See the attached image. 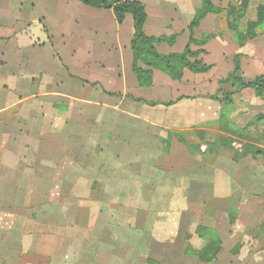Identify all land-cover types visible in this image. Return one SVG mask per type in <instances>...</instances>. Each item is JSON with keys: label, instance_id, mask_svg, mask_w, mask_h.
Masks as SVG:
<instances>
[{"label": "crops", "instance_id": "obj_1", "mask_svg": "<svg viewBox=\"0 0 264 264\" xmlns=\"http://www.w3.org/2000/svg\"><path fill=\"white\" fill-rule=\"evenodd\" d=\"M137 1L147 12L146 35L175 36L173 43L156 44L160 54L182 53L190 44L193 51L200 52L190 60H201L211 69L200 73L186 68L181 79L153 69L151 84L142 86L133 70L131 14L121 24L113 6L92 7L82 0H0V194L12 198L16 182L24 175L32 194L36 182L50 183L41 195L33 196L58 199L53 211L56 222L37 218L24 224L18 221L21 213L12 208L15 206H0L10 218L0 223V264L141 262L138 249L118 254L112 243L119 240L122 248L148 242L147 247L155 249L160 241L153 231V220L162 211L147 203L141 208L130 203L126 207V201L117 207L111 198H146L147 187L156 177L166 178L169 189L175 174L177 182H192L197 175L192 163L206 169L209 163L204 158L215 137L229 136L225 122L229 127H242L239 115L249 120L264 115V98L253 88L231 95L232 103L223 97L224 92L237 89L221 83L234 73L237 55L244 81H252L247 76L249 70L256 73L262 67L264 71V31L243 44L238 42L224 12L232 0H211L224 11L207 14L192 31L190 26L202 0ZM250 20L254 18L248 16L246 23ZM191 38L198 43H190ZM141 66L147 68L143 63ZM254 75L255 79L264 73ZM250 133L252 137L246 138L249 153L242 161L234 152L226 153L232 150L230 144L216 142L220 154L210 163L238 164V177L244 176L241 168L247 165L245 175L256 183L264 181V157L256 156L264 151V140L254 138L253 129L248 130ZM217 174L223 186L225 173ZM236 175L232 181H236ZM202 176L201 183L205 182ZM219 189L223 191L224 187ZM188 190L185 193L189 194ZM231 195L224 192L211 197ZM84 197L104 201L97 206H82L79 199ZM64 199L66 203L61 202ZM201 206L204 211L209 209L205 203ZM231 208L234 210V205ZM49 210L43 208L41 212ZM124 211L145 214L143 219L151 221H139V216L135 223L105 220L118 212L124 218ZM165 211L173 217L168 229L180 230L179 216L184 210L173 207ZM94 214L96 221L91 223ZM200 226L214 229L221 237L219 258L226 251L225 239L216 226ZM115 229L122 232L117 234ZM195 234L200 237L197 228ZM178 235L168 240L167 247L180 240ZM200 239L205 244V239ZM188 241L183 237L180 243L182 257L198 260L188 249L200 247L184 244ZM147 258L148 264H160L159 254ZM181 258L170 254L162 263L174 264Z\"/></svg>", "mask_w": 264, "mask_h": 264}, {"label": "rangeland", "instance_id": "obj_2", "mask_svg": "<svg viewBox=\"0 0 264 264\" xmlns=\"http://www.w3.org/2000/svg\"><path fill=\"white\" fill-rule=\"evenodd\" d=\"M264 3V0H250V9L249 13L246 14L244 20L241 22V28H245L247 23L248 16L249 18L256 17V6L259 3ZM244 25V26H242ZM260 31H264V29H260ZM264 39V38H263ZM248 67V65H247ZM260 69L255 71L249 70V80L254 79V74H262L264 71H262V67H259ZM227 89H231L230 86L226 87ZM236 92H224L223 97L228 102L231 101L233 98L231 95L235 94ZM247 97V96H246ZM240 102H244L242 99L238 98ZM238 101V103H239ZM240 116V115H239ZM238 116V122L241 123V126H228V123L225 122V127L229 130V136L223 135L222 137L216 136L213 140L214 144L212 143L210 146V149L208 151V154L205 156V161L209 163V165L205 166L206 169L203 170V167L199 168V165L196 163H192L193 165L192 170L194 172V180L192 182H182L179 180L177 182V175L175 174V181L172 180V183L169 185L171 189L168 188L167 182L168 180L165 178H154L153 184L147 187L148 191L146 198H137V197H128L127 199L119 198V197H112V204L115 206H120V203L126 201L127 204L125 205L128 207L129 203L133 204L132 206H136L141 208L143 205H150L160 209L162 212L159 214V216L153 220L155 229L153 230L157 235V238L159 239L158 245L154 247H147L148 242L144 245H139L138 247H135L133 244H127L121 248V244L119 240L112 243L113 251L119 253H131L133 250L138 249L139 251L136 253L139 257L142 256L141 262H133L130 261L129 264H148L147 257H150L153 254H159L160 264H163L162 262L166 261L167 255L170 254H176L180 258L183 253V247L181 246V242L183 240V237L186 239H189L188 242H185L184 244L192 245L194 247H201L204 245V242L200 239V237H197V235H194V230L196 228H199V225H206V226H216L226 241V251L220 254L219 258L213 263V264H264V181L260 180L256 183L250 182L248 180V175H245V170L248 169L247 165L242 166L241 171H244V176L240 175L239 177L236 175L239 172L240 166L238 164H231L229 166H213L210 163V160H212V157L215 156L218 153V149H216V142H222L227 141L231 146L229 150H225L226 153H235L236 159L239 157L242 158L240 161H242L248 153V147L246 146L248 142L246 138L252 137V134L249 135L248 130L252 129L255 131V137L254 138H261L264 140V119L258 117L257 119L249 120L246 117H240ZM254 135V134H253ZM256 156L264 157V152H258ZM244 157V158H243ZM209 160V161H208ZM234 161V160H233ZM240 161H234L236 163H239ZM205 162V163H206ZM162 167V166H161ZM167 169V167H166ZM217 171L222 173L224 172V176L226 178L225 182L222 183L218 181L220 178V175L218 176ZM234 173L236 175V181H232L231 179L234 178ZM203 175V179H205V182L201 183L200 176ZM186 175V174H183ZM149 176H151L149 174ZM130 179L134 180V176H129ZM21 178V177H20ZM23 177L19 180V182H16V188L15 191H13L14 196L12 198L3 197L0 194V206L7 207V206H15L12 208H15L16 211L21 213V217L19 216L17 219L18 221H21L22 223H32L33 220L37 218H47L50 222H56L53 218L56 216V214H53V211L56 209L58 205V199L56 197H35L33 196L34 193L41 195V192L44 191V187L50 186V183L45 182H36L34 192L32 194V190H28V184L27 182L23 181ZM156 179V181H155ZM165 180V181H163ZM133 184L134 182H130ZM52 185L54 183H51ZM224 187L223 191L222 189L218 190V187ZM43 187V189H42ZM172 187H175L172 188ZM3 187L0 185V193ZM188 188V193H185V189ZM145 187V190H147ZM236 189V190H235ZM235 190V191H234ZM55 191V189H54ZM144 191L141 190V192ZM234 191V192H233ZM232 193L231 196L226 198H215L211 197V195H215L216 193ZM183 193L185 194L183 196ZM79 203L82 204V206H95L96 204H102L104 199H94L89 197H84L79 199ZM106 200H108L106 198ZM61 202L66 203V199ZM108 200V204H109ZM206 204L208 206V210L204 211L202 209L203 204ZM80 204V205H81ZM96 205V206H97ZM104 205V204H103ZM145 205V206H146ZM158 205V206H157ZM172 205V206H169ZM234 205L235 209L232 210L231 206ZM176 207L177 209L184 210L183 213L180 214L179 220L181 227L179 230L175 229L173 231H170L168 227H170V221L173 220V217L169 214H166L167 209ZM230 207L231 211H228L227 208ZM50 209V213H46L44 211L41 212L42 209ZM98 208V207H97ZM207 209V208H205ZM72 208H70V213H72ZM120 211V210H119ZM121 212V211H120ZM125 212V211H124ZM5 213V212H4ZM0 211V223L8 222L10 219L6 213L4 214ZM124 218H122V215L118 212V214H114V216L109 219L108 216L105 220H112L113 222L117 221H131V223H135L137 221L135 218L138 217L139 221L142 222H149L150 219H143L146 215H138L135 212L127 213ZM72 215V214H71ZM72 217V216H71ZM82 217V216H81ZM93 219L91 223L96 221L95 214L92 215ZM142 217V218H141ZM130 218V220H128ZM141 218V219H140ZM77 219V217L75 218ZM72 220L74 218L72 217ZM37 221V220H35ZM81 221V220H80ZM75 222H78L76 220ZM84 222V221H81ZM103 222V221H102ZM118 223V222H117ZM156 225L158 227H156ZM183 225V226H182ZM33 228V227H30ZM172 228V227H171ZM119 229V228H118ZM115 229L114 232L119 234L122 232L121 230ZM175 231V232H174ZM1 233V231H0ZM178 240L177 243H174V245L168 246L167 243L168 240H171L172 237L176 234H178ZM130 234H134L131 233ZM147 232L144 233L146 235ZM188 235V236H187ZM130 236V235H129ZM72 240V237L69 238ZM52 241V240H51ZM234 246L239 243L238 248L235 251H231L232 244ZM231 248L229 249V247ZM233 246V247H234ZM68 247V246H66ZM71 249V248H69ZM172 252V253H170ZM186 257H182L180 262L174 263V264H204L202 262H199L196 258L185 255ZM156 257V256H154Z\"/></svg>", "mask_w": 264, "mask_h": 264}, {"label": "trees", "instance_id": "obj_3", "mask_svg": "<svg viewBox=\"0 0 264 264\" xmlns=\"http://www.w3.org/2000/svg\"><path fill=\"white\" fill-rule=\"evenodd\" d=\"M85 4L92 7H106L104 0H82ZM113 4V10L119 23H123L126 16L131 14L134 19V36L131 47L134 55L133 70L138 77L140 85H149L152 82L153 69H159L168 73L173 79H181L184 69L188 68L194 72H208L211 65L204 64L197 58L199 51H193L188 44L182 53H171L168 55L160 54L156 49V44L163 41L173 43L175 36L171 37H153L148 36L144 32V24L147 19V12L144 5L137 0H107ZM249 8L248 0H232L224 11L213 4L211 0H202V7L198 10L191 26L192 31L200 21L209 13L226 12L227 23L231 30L236 33L238 42L245 43L249 39L256 37L260 33V29L264 28V4L256 9V17L247 23L245 29H241V22L245 18ZM190 43H198L191 38ZM205 43L204 41L201 44ZM240 55L234 59L235 70L226 79L222 80V84H232L237 86L234 92H239L245 88H253L259 96L264 98V75L256 77L254 80L246 82L241 74ZM145 64L147 68H143L141 64ZM260 118L264 119V115ZM224 145H229L227 141H222ZM264 152V151H263ZM200 237L205 239V244L199 249L190 248L188 253L197 256L202 263H212L218 258L222 250V240L219 234L211 228L200 226L198 228ZM239 246V245H238ZM236 246L233 251H235ZM236 252V251H235Z\"/></svg>", "mask_w": 264, "mask_h": 264}, {"label": "water", "instance_id": "obj_4", "mask_svg": "<svg viewBox=\"0 0 264 264\" xmlns=\"http://www.w3.org/2000/svg\"><path fill=\"white\" fill-rule=\"evenodd\" d=\"M104 1H105L106 5H107L108 7H112V6H113V4H112L111 2H109V1H107V0H104Z\"/></svg>", "mask_w": 264, "mask_h": 264}]
</instances>
